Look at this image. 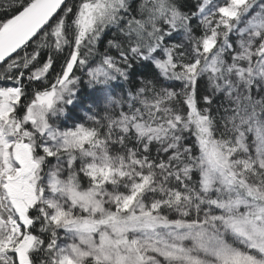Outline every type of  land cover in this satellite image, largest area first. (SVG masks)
<instances>
[{
  "label": "snow or ice",
  "instance_id": "obj_1",
  "mask_svg": "<svg viewBox=\"0 0 264 264\" xmlns=\"http://www.w3.org/2000/svg\"><path fill=\"white\" fill-rule=\"evenodd\" d=\"M0 264H264V0H0Z\"/></svg>",
  "mask_w": 264,
  "mask_h": 264
}]
</instances>
